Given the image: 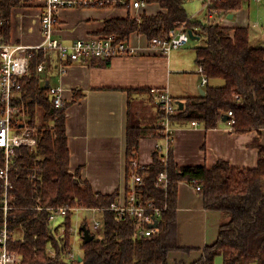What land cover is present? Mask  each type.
I'll return each mask as SVG.
<instances>
[{
  "label": "trees",
  "instance_id": "obj_1",
  "mask_svg": "<svg viewBox=\"0 0 264 264\" xmlns=\"http://www.w3.org/2000/svg\"><path fill=\"white\" fill-rule=\"evenodd\" d=\"M156 3L161 9L156 15L142 14L139 19L127 16L104 22L97 34L128 37L136 32L148 41L170 38L171 31L185 24L202 43L195 47L198 67L202 69L208 84L205 95L174 99L182 109L168 117L172 128L195 121L205 130L215 129L226 112H232V133L244 134L264 130V45L250 43L246 27H222L213 20L203 24L188 16L185 0H144ZM37 0H0V44L8 43L11 34V15L15 8L42 6ZM244 0H220L212 5L223 15L242 9ZM121 8V7H116ZM218 18V17H216ZM45 61L42 50L33 51L29 59V73L23 79V102L28 125L36 130V146L30 150L21 147L10 158L9 187L7 189L6 214L3 210L4 183L0 180V230L6 223L13 234L23 241H10L9 249L21 255V264H169L173 251L191 252L192 249L177 245V199L180 183L200 187L204 209L222 215L216 240L202 249L201 256L192 264H214L221 256L223 264H264V147L255 139L250 147L258 152L254 168L232 167L227 161L218 160L211 168L206 166H178L174 161L172 143L169 144L165 162L162 154L152 152V161L146 166L147 175L141 189L143 201L153 200L162 209L157 231L151 237H136L135 219L130 215L119 216L109 210L120 192L102 194L94 192L87 180L82 179V167L69 171L70 154L66 135V109L84 95L72 92L73 100L56 107L50 97L49 86L41 83L37 71ZM47 67L53 65L50 57ZM92 66L107 67L110 60L93 59ZM222 80L215 86L213 80ZM150 89L128 90V115L126 126L125 188L129 194L132 161H137L139 142L142 138H156L164 143L161 128L141 127L133 117L131 99L150 94ZM151 101L152 98L150 97ZM39 112L43 125L36 126ZM158 119L165 114L157 108ZM0 163L2 154L0 153ZM166 173L165 190L157 188L160 173ZM51 209H66L61 217L66 233L55 240L49 225ZM100 209L103 215V238L89 243L82 240L81 262L64 263L63 251L73 249L69 234L71 219L76 211ZM87 226V220L81 223ZM49 249L56 253L49 256ZM181 264V263H177Z\"/></svg>",
  "mask_w": 264,
  "mask_h": 264
},
{
  "label": "crops",
  "instance_id": "obj_2",
  "mask_svg": "<svg viewBox=\"0 0 264 264\" xmlns=\"http://www.w3.org/2000/svg\"><path fill=\"white\" fill-rule=\"evenodd\" d=\"M36 3L43 4V0H37ZM41 9L42 6H34L15 8L12 11L10 42L25 45L41 43L39 23ZM160 11L156 3L147 4L139 10L62 9L59 11L57 37L65 44H71L86 35L99 33L106 20L126 18L128 15L139 19L142 14L152 16ZM237 12L230 14L232 18L227 15V19L234 18L233 21L223 23L222 17L208 19L205 15L206 21L198 20L195 16L189 17L192 21L203 24L220 19L222 27L231 29L253 28L250 43L255 46L264 45L263 24L261 22L250 24L248 12H245L242 18H238ZM195 42L197 47L202 40L199 38ZM129 43L136 48V54L132 57L114 58L107 67L92 66L91 61L74 63L61 77L57 69L52 70L50 79L46 81L51 86V79H54L56 85L53 87L59 85L64 87L62 97L66 102L73 100L74 90L84 95L66 109L69 171L73 173L77 167H82V179L90 183L94 192L102 194H112L116 190L122 194L125 188L129 102L127 91L160 89L173 99H181L200 96V91H204L206 86L202 85L195 47L193 52L187 50L189 43L166 56L150 49L146 37L136 32L129 35ZM131 102L133 117L141 127H156L162 121L158 119L157 108L151 101L150 94L137 95ZM231 128L227 121L222 122L221 119L217 128L211 130H205L200 124L196 127L190 124L174 127L172 133L174 161L180 167L211 168L218 160H223L232 167L254 168L257 165L258 152L250 145L255 139H259V143L264 147V130L260 134L255 131L235 134ZM158 144L163 143L156 138H142L139 142L137 161L148 166L152 161V152ZM262 188L264 193V182ZM176 216L177 245L192 251L171 252L169 264H192L200 258L202 249L216 240L222 215L220 212L204 209L203 198L195 187L188 183H180ZM214 264H223L222 257L217 256Z\"/></svg>",
  "mask_w": 264,
  "mask_h": 264
},
{
  "label": "built area",
  "instance_id": "obj_3",
  "mask_svg": "<svg viewBox=\"0 0 264 264\" xmlns=\"http://www.w3.org/2000/svg\"><path fill=\"white\" fill-rule=\"evenodd\" d=\"M205 3L206 16L208 19L223 17L218 9H212L214 3L220 0H202ZM147 5L144 0H43V7L39 15L42 41L38 45H25L22 43L8 42L0 44V180L4 183L5 193L3 199V210L6 214L9 209L7 204V189L9 187L10 158L15 150L21 147L34 149L36 146V130L28 125V116L23 100V79L29 73V59L33 51L42 50L45 54V61L40 63L37 71L42 74L47 68V61L51 57L55 62L59 77L63 76L70 65L74 63H87L93 59L112 60L117 57H132L136 54V48L130 45L129 36L120 38L117 35L89 34L76 39L71 44H65L57 37L59 26V11L62 9L74 8H116L139 10ZM1 24V23H0ZM185 24H181L171 31L170 38H154L148 41L150 49L161 55H169L171 51L185 47L190 38ZM202 85H206L207 79L203 71ZM64 87H51L49 85L50 97L53 98L56 107H62L66 101L62 97ZM150 97L156 108L162 110L165 117L156 127L164 130L165 139L163 144H158L155 150L160 152L162 161L165 162L169 144L173 139V129L168 117L178 111L175 100L166 92L160 89H151ZM228 117L227 124L232 127L234 120L232 112L225 113ZM192 127L199 124L191 122ZM135 172L132 175L129 194L124 191L119 195L116 202L111 204L109 210L116 212L119 216L126 214L135 219L136 237L148 238L157 231V228H150L155 222L159 223L162 209L155 205L153 200L143 201L141 189L144 186L143 178L147 175V167L138 161H132ZM168 180L166 173L162 172L158 178L157 188L165 190ZM197 191L200 187L195 188ZM66 209H51L48 218L51 231L55 240H59L66 233L63 224L56 226L59 218L65 215ZM90 218L87 220L89 233L96 239L103 238V215L104 210L88 209ZM77 212V211H76ZM81 229V225L77 229ZM69 234L73 236L74 231L70 228ZM23 241L22 236H17L9 231L6 223L0 230V264H21L22 257L15 251L9 249L10 241ZM49 256L56 257L54 250L49 249ZM80 255H77L73 248L70 251H63L60 259L64 263L79 262ZM80 262L82 258H80Z\"/></svg>",
  "mask_w": 264,
  "mask_h": 264
},
{
  "label": "rangeland",
  "instance_id": "obj_4",
  "mask_svg": "<svg viewBox=\"0 0 264 264\" xmlns=\"http://www.w3.org/2000/svg\"><path fill=\"white\" fill-rule=\"evenodd\" d=\"M184 8L188 14V16H195L196 18H198V20H203L206 21V8H205V3L202 0H185L184 3ZM248 12V16H249V23L252 24L253 22H261L263 24L264 27V0H244L242 9L240 11H238L236 13V15L238 16V18H242L244 13ZM221 22L223 23L225 22H229V21H233V19H227V15H224L221 18ZM217 21V20H216ZM220 21V19H219ZM220 23V22H218ZM251 27V26H250ZM253 28L249 29V34L251 35V33L253 34ZM196 42L195 40H191L189 42L188 51H192L193 52V48L196 46L195 45ZM253 46H255V44L251 43ZM194 55V54H193ZM56 65L55 62H53V65H51L49 67V69H47L44 73L41 74V83L45 84L46 81L48 79H50L49 75H51V71L55 70ZM212 83L216 86H221L223 85V81L222 80H213ZM56 85V81H54V79H51V86H55ZM156 107V105H155ZM36 126H40L43 125L42 122V113L39 112L38 115V119L36 120ZM90 215L87 211L85 210H80L74 213L72 219H71V229L74 231V239H72L71 244L72 247L76 250L77 255H82V251L80 250V242H81V237L79 236V233L77 232V229L79 228V226L81 225V223L84 221V219H89ZM62 223V219L59 218L57 220V222L55 223L56 226L61 225ZM17 236H19V234H16Z\"/></svg>",
  "mask_w": 264,
  "mask_h": 264
},
{
  "label": "water",
  "instance_id": "obj_5",
  "mask_svg": "<svg viewBox=\"0 0 264 264\" xmlns=\"http://www.w3.org/2000/svg\"><path fill=\"white\" fill-rule=\"evenodd\" d=\"M229 18H232V15H229ZM187 33H188V36H189V38H190L191 40H198V39H199L198 36L194 35V33H193L192 30H188ZM46 86H47V87L49 86V83H48V82H46ZM204 95H205L204 91H200V96H204ZM178 109H179V110L182 109V104H179V105H178ZM221 121H222V122L228 121V117H227L226 115H224V116L221 118ZM157 227H158V222H155L154 224L150 225V228H157ZM81 232H82V240H83L84 243H89V242H91V241L94 239L93 235H91V234L89 233V231H88V229L86 228L85 225H82V226H81ZM80 258H81V257H80ZM80 258H79V260H78L79 262H80V260H81Z\"/></svg>",
  "mask_w": 264,
  "mask_h": 264
}]
</instances>
